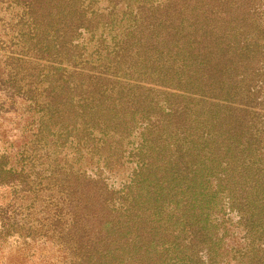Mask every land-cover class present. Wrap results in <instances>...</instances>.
<instances>
[{"label":"trees","instance_id":"obj_1","mask_svg":"<svg viewBox=\"0 0 264 264\" xmlns=\"http://www.w3.org/2000/svg\"><path fill=\"white\" fill-rule=\"evenodd\" d=\"M168 1L196 12L192 21L145 26L140 9L130 10L132 24L108 36L115 51L107 71L85 72L54 66L71 61L75 33L92 27L81 0H7L23 48L46 71L45 94L34 101L41 128L101 135L98 180L66 164L49 189L58 264H264L253 22L235 15L244 0ZM209 4L225 8L213 14L203 10ZM138 120L127 150L134 167L118 191L109 189L102 175L115 176L111 166ZM11 174L0 165V186Z\"/></svg>","mask_w":264,"mask_h":264},{"label":"rangeland","instance_id":"obj_2","mask_svg":"<svg viewBox=\"0 0 264 264\" xmlns=\"http://www.w3.org/2000/svg\"><path fill=\"white\" fill-rule=\"evenodd\" d=\"M244 1L242 6L233 9L235 15H243L244 19L253 22L250 32L258 41L257 79L262 84L257 83L255 92L259 99L253 117L263 126L264 0ZM175 3L168 0H81V9L91 20L92 27L75 33L69 51L71 61L60 58L58 62L61 64L55 63V68L70 71L78 67L76 69L82 68L85 72H106L107 55L115 51L108 36L123 32L127 24H132L130 10L140 9L139 17L145 26L155 22L165 29L163 27L167 24L190 23L196 12L172 5ZM207 7L203 10H211L213 14L225 8L218 4ZM111 21L114 28L109 25ZM19 30L17 20L11 19L7 0H0V165L12 172L6 176L10 183L0 186V264H58L61 256L54 247L53 210L48 202L53 191L49 189H52L59 173L67 168L66 164L80 169L85 179L98 180L101 135L95 131L92 136L87 135L89 138L84 133L66 138L64 133L57 136L59 130L53 124L48 129L41 128V109L35 106L34 101L45 94L47 83L43 74L46 71H41L42 64L23 48ZM150 95L160 100L169 98L162 94V90H155ZM170 100L181 102L176 96ZM139 124L138 120L129 138L123 139L121 159L111 166V174L115 176L105 179L107 176L102 175L109 189L118 191L120 182L126 180L130 168L134 167L127 157V150L135 147L133 141L138 135ZM41 132L47 137L45 142H40Z\"/></svg>","mask_w":264,"mask_h":264}]
</instances>
